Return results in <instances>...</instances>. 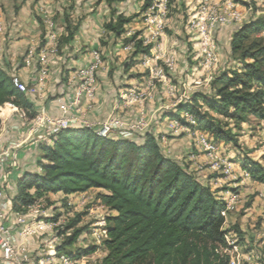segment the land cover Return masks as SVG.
<instances>
[{"label": "trees", "instance_id": "1", "mask_svg": "<svg viewBox=\"0 0 264 264\" xmlns=\"http://www.w3.org/2000/svg\"><path fill=\"white\" fill-rule=\"evenodd\" d=\"M113 1L109 0L110 4ZM177 1L184 0H170V6ZM148 5L147 0L142 9ZM134 18L111 7L104 27L122 37ZM78 28L67 23L61 42L73 40ZM139 35L136 32L132 38L133 59L153 48ZM44 45L43 31L38 50ZM230 49L241 66L221 71L208 92L193 93L189 101L164 117L175 118L179 112L189 111L216 143L237 146L235 127L251 117L264 121V13L253 14L236 26ZM134 63H126V70ZM8 102L25 110L30 119L36 115L33 103L14 86L12 75L0 64V111ZM38 147L40 171L25 172L18 178L12 210L20 211L40 198L49 202L50 194L103 190L97 199L114 214L107 217V253L98 264L228 263L223 251L227 245L221 213L224 204L218 199V189L207 183L208 178L201 180L196 172L166 155L153 133L102 137L89 127H71L59 132L52 142L40 141ZM242 167L252 179L264 183V165L259 160L246 155ZM81 221L82 214H76L67 224L72 231L59 246L60 252L81 257L97 250L94 245L73 249L86 229L78 226Z\"/></svg>", "mask_w": 264, "mask_h": 264}, {"label": "built area", "instance_id": "2", "mask_svg": "<svg viewBox=\"0 0 264 264\" xmlns=\"http://www.w3.org/2000/svg\"><path fill=\"white\" fill-rule=\"evenodd\" d=\"M148 1L149 5L142 12L145 33L144 36L139 35L145 45L152 44L156 36L164 34L170 7V0ZM195 2L196 4L191 8L192 12L189 14L187 31L193 42L196 58L200 57L203 64L213 67L217 66L219 62L216 43L218 30L222 27L242 24L249 20L253 14L264 13V9H261L264 7V0H195ZM40 17L45 27V45L39 50L31 47L25 56L26 63L31 64L38 54L37 51H40L37 58L39 68L36 82L29 85L19 75H12V82L20 92L37 97H40L47 85L49 54H57L60 43V32L52 14L42 7ZM3 32L4 25L0 20V34ZM135 33L132 27H127L122 35L123 39H129L122 46L123 51L128 55L135 50V40L132 39ZM1 48L0 44V51ZM151 51L149 54L140 56L141 64L147 70V84L149 87H154L156 81L166 84L167 69L174 68L173 59H167L165 66H162L158 64L157 60L160 59V56L151 55ZM103 66L102 52L98 49L92 50L90 62L69 75L67 90L56 99L60 110L59 114L49 113L45 108H42L30 119L26 111L14 102L6 103L0 111V116L3 112L10 110L8 115L15 114L27 132L24 137L8 143L5 141L3 132L0 133V172L11 152H17L24 144L34 140L52 142L53 138L63 129L89 127L102 137L123 138H132L136 133H152V130L148 129L150 123L140 105L146 96L145 92L136 86L120 92L118 103L106 120L98 122L88 118V112L94 109L99 89L98 73ZM167 85L170 93L174 94L175 87L168 83ZM190 99L191 97L181 96L175 105L178 106ZM132 106H139L138 116L135 121L127 122L124 120L126 116L120 115L118 111L119 108ZM167 127V133H153L166 155L173 156L169 146L170 136L183 134L189 138L192 146L196 149V152L189 155L194 162L193 167L189 170L196 173H207L208 171L212 174L215 173V176L209 178L207 183L212 188L218 189L217 196L224 204L221 213L226 224L228 217L237 212L241 204L240 193L235 190L240 184L237 183L238 178L232 179L234 185L222 186L223 179L233 174L232 162L220 151L219 144L206 131L200 129L196 116L191 112H179V117L168 120ZM239 177L247 180L251 178V175L247 170L242 169ZM76 195L86 198L89 196V192L65 196V204L57 206V210L61 212L58 217L54 211L50 213L45 198L37 199L20 211H14L11 203L6 199L5 187L0 180V264H88L91 259H94V254L101 251L102 248L106 250L104 241L108 238L107 217L113 214V211L101 203L100 207L106 213L94 216L86 233L91 245L97 246V250L81 257H71L59 251V246L64 240L65 232L63 230L66 228V217L74 215L73 210L77 206L73 201L74 198H77ZM90 211V215L93 214L92 208ZM236 236L237 234L233 230L225 232L227 245L223 251L228 256L227 264L250 263L253 255L242 251L243 246L238 242ZM257 257L259 256L257 255ZM102 258L93 261L92 264H98ZM257 264L261 263L257 262Z\"/></svg>", "mask_w": 264, "mask_h": 264}, {"label": "rangeland", "instance_id": "3", "mask_svg": "<svg viewBox=\"0 0 264 264\" xmlns=\"http://www.w3.org/2000/svg\"><path fill=\"white\" fill-rule=\"evenodd\" d=\"M121 2L123 7L121 10H124L126 12L125 14L128 16L135 17L128 27H132L135 32H140V34L144 36L145 24L142 17V5L145 3V0H121ZM195 4V0L173 2L169 7L164 34L156 36L152 41L153 50L151 51V55L160 56V59H157L158 64L165 66V61L167 59H173L174 68L172 70L167 69V83L175 87L176 92L174 94L170 93L167 83L156 81L154 87L148 86L147 70L141 64L142 61L140 57L133 59L130 55H126L125 57H121L120 61V56L112 52L111 59H114V65L110 67L111 69L107 70V73L118 92H115L116 94L114 95L115 106L118 103L120 92L124 89L136 86V88L144 90L143 92H145L146 96L140 105L143 108V112H145L147 121L150 123L148 127L149 130L152 129V122H155V120L161 116L176 111L177 106L175 104L181 96L191 97L193 93L197 91L208 92L212 79L218 73L241 66L239 60L233 57L230 49L232 33L237 25L226 26L223 28V32L220 33L219 31L216 34L219 54L217 66L205 65L200 57L196 58L197 54L193 51V42L191 41L186 27L189 14L192 12L191 8ZM261 9H264V7ZM80 21L81 19H79L78 22L74 21L71 23V26L73 28L79 26ZM59 36L61 39L64 35L60 34ZM125 40L126 39L121 38V42L123 43L122 46ZM132 62L135 63L132 64L129 70H126V63L131 64ZM37 65L39 67V64ZM105 67H107L106 64ZM58 97L59 95H57L55 99ZM48 99H51L50 96ZM149 104H153V108L149 107ZM137 116L133 118L126 116L124 120L127 122L135 121ZM104 120L99 121L101 122ZM234 132L238 134L237 146L233 143L219 144L220 151L229 158L233 168V174L223 179L222 186L227 187L229 184L234 185L232 179L238 178L237 183L240 184L235 190L240 193L241 204L238 211L228 217L224 225V230H226V232L233 230L237 234L236 237L238 242L243 246L242 251L253 255L252 261L245 264H257V262L264 264V183L252 178L244 180L242 177H239L243 169L242 165L246 155L259 160L264 165V121L251 117L248 122L241 124L240 127H235ZM143 135L144 134L141 133L135 134L136 137H141ZM37 158H40V153L39 157H32L31 162L33 166L36 165ZM17 160V157L11 160L8 158L1 169V177L7 180L5 195L7 201L10 203H12L11 200L15 195L16 184L19 177L18 174L22 173L24 169L23 163L21 166ZM11 162H16L15 167L20 172H12L14 167L11 166ZM206 174V178L208 179L215 176V173L212 174L209 171ZM76 197L77 198L73 200L77 204V206H75L76 208L74 210L72 209L74 215L66 217L67 223L65 226H67L76 214H82V221L78 226H85L86 229L77 243L73 246V249L91 245L90 239L86 234L89 229V223L94 216H100L106 213V211L100 207L101 200L97 199V195L89 193V196L86 198H81L78 195H76ZM57 198L58 197L50 198L49 202L46 201V205L47 208H50V213L54 211L58 217L61 212L57 210V206H62L64 203L62 198ZM91 208L94 211L93 214L90 215ZM65 210H67L66 207ZM71 231L72 230L65 228V230H63V232H65L63 239H65ZM102 251L105 250L102 248L101 251L94 254V259H91L88 264H92L93 261H98L102 255ZM34 253L37 254V252ZM257 255L259 257H257Z\"/></svg>", "mask_w": 264, "mask_h": 264}, {"label": "crops", "instance_id": "4", "mask_svg": "<svg viewBox=\"0 0 264 264\" xmlns=\"http://www.w3.org/2000/svg\"><path fill=\"white\" fill-rule=\"evenodd\" d=\"M42 7L52 14L61 35H66L67 23L78 22L79 19L81 21L74 39L69 43H62L60 39L58 53L49 54V77L40 97L26 94L33 103L36 114L42 108H45L52 114L60 113L55 98L67 90L69 75L79 67L88 64L91 60L92 50L98 49L102 52L104 66L98 73L99 89L94 109L89 111L87 116L93 121L106 119L115 107L114 95L117 92L115 85L112 84L107 73V70L111 69L110 67L114 65V59H111L112 52L120 56V61L121 57H125L128 54L122 49V37H117L115 34L106 31L104 24L111 16V7L117 8L121 13H126L124 10H121L123 8L121 0H115L111 4L109 0H0V20L4 25V32L0 34V44L2 47L0 51V64L10 75H19L29 85H33L37 79L39 68L37 58L40 51H37L38 54L31 64L26 63L25 56L31 47L38 48L41 42V35L44 31V25L40 17V9ZM221 32H223V29ZM105 64L107 67H105ZM64 77L66 79L63 81ZM49 96L51 99H48ZM148 106L153 108V104H149ZM138 109V106L122 107L119 110V114L133 118L138 115ZM8 113H10V110H7L5 113L3 112L2 116H0V133L3 132L6 143L24 137L27 132V129H25L16 115H8ZM169 119L171 117L161 116L155 122H152V133H167ZM39 142L35 140L30 141L24 144L17 152H11L9 160L17 157L19 164L23 163L24 169L22 173L18 174L19 177L25 172L40 171L38 167L39 159L37 158L35 166L31 162L32 157H39ZM169 146L173 153V156L171 155L170 157L177 159L188 168L193 167L194 162L189 155L192 152H196V149L192 146L189 138L183 134L170 136ZM14 155L16 156L14 157ZM11 163V166L14 167L12 172H20L15 167L16 162ZM197 174L201 180L205 181L207 176L205 172ZM0 180L6 188L7 180L1 177V172ZM88 192L97 195L99 192L104 191L93 188ZM49 197L63 199L65 195L63 193H56L50 194ZM106 252V250L102 251L100 258L104 257Z\"/></svg>", "mask_w": 264, "mask_h": 264}]
</instances>
